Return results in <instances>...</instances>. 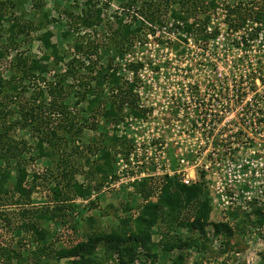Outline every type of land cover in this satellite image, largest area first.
Listing matches in <instances>:
<instances>
[{
	"label": "rangeland",
	"instance_id": "rangeland-1",
	"mask_svg": "<svg viewBox=\"0 0 264 264\" xmlns=\"http://www.w3.org/2000/svg\"><path fill=\"white\" fill-rule=\"evenodd\" d=\"M85 1L44 0V12L49 13L48 20L42 18V11L39 13L36 11L37 16L35 15L31 0L26 4L24 3V10H21L22 14L18 13V15L24 16L26 20L43 21L45 23L42 31L30 33L27 42L22 43L25 39L24 35L19 37V49L22 54L36 58L42 57L46 50L38 38L46 31H51L53 34L52 42L58 46L61 55L66 56L69 52L71 54L65 57L64 62L58 66L53 65V63L49 64L51 73L44 76L45 80L36 78L27 81L25 84L23 83V86L19 87L17 93L14 94L16 98H13V101L6 99L5 94L0 96V101H2L0 103V134L3 136L0 141V148L2 142L6 141L15 150L18 148V152H14L18 154L17 156L10 159L6 158L4 161L0 160V178L3 170L7 168L16 177V162L19 160L21 166L27 168L28 176L25 187L30 190L29 197H20L12 191L14 182L11 181L8 184L9 192L6 196L3 193L0 194V264H67L70 258H59L60 251L79 242H86L92 236L97 237L101 233H109L119 225L122 219L128 217L135 219L145 204L144 198L137 192L138 185L151 179H154L158 184L160 179L165 176L158 175L157 177L144 179L140 183L138 181L130 183L131 188L129 185L127 187L124 184L119 187L112 186L114 182L119 180L117 174L122 166L118 165L120 159L128 162L130 153H134L138 143H141V146L145 148L166 146L168 159H170L171 167L175 171L180 168L178 158L182 153L187 156L191 163L196 159L202 163L208 156L209 145L218 141V139H215L216 137L214 138L215 141H207L204 139V135L196 133L197 129L191 127L192 124L189 122L182 124L176 122L175 124V110L171 111L170 104L175 99V95L183 92L178 89L182 79L191 78V81L202 84V87L205 84L202 78L241 79L240 82H242L243 70L246 66L251 68L254 62L255 66L264 64V48L263 51L260 50L262 47L259 42L255 43L256 54L249 50L251 53L239 57L241 55L240 49L231 48L232 39L235 37L231 36L229 31L226 32L230 36L224 42L221 41L216 44L211 40L209 54L207 52L203 53L204 48H198V45L192 39L191 44H183L185 54H188V56L175 59V56H173L176 52L175 47L168 42L173 40V36H163L162 32L157 30L156 36H143L137 40L136 47L125 50V59L116 62L121 65L120 73L124 80H129L128 78L131 76L128 72L130 63L143 62L142 64H145L144 69L143 67H137L139 81L133 93L138 99L137 104L142 103L135 91L141 88L143 98L145 97V105L154 104L158 110V116L144 123L139 122V119L137 121L129 119L118 125L114 123L105 125L101 118L94 117V114L87 111V102H85V98H82V94L85 93L86 89L79 84L88 81L91 77L86 69L80 70L74 78L68 76L55 96L50 93L51 85L66 74L67 63L72 57H75L73 47L78 41L86 42L83 45L87 48L88 46L97 45V48L91 52V54L94 53L92 57L96 60L95 58L103 55L104 49L108 47L110 50L113 49L110 47L112 45V34L117 24L116 16L123 18L124 23L130 22L134 18L141 22L143 19L139 13V5L135 9H131L127 7L129 0H108L110 10L102 16V23L94 28H83L76 22ZM93 1L99 3V0ZM235 6H240L242 8L241 14H243V10L264 8V0H217L216 10L213 11L206 7L190 21L203 22L204 12L210 16L211 22L213 20L215 26L220 27L224 32L228 28L227 21L237 17V15L231 16L227 12L228 7ZM254 17V13H250V16L246 17L245 26H251ZM51 18L58 20L59 24L48 23ZM3 25L5 26V23ZM71 25H73V28L70 30L73 32L68 38H62V33ZM144 32L147 33L148 28H145ZM159 39L164 40L165 45H162L158 41ZM222 43L224 46H221ZM193 44L195 45L194 48ZM113 51L115 50L113 49ZM13 54V51H11L10 55L13 56ZM191 54L193 55L191 56ZM81 56L82 53L76 52V57ZM200 56H203L204 63L203 58H200ZM255 56L261 58L259 63ZM211 59L212 61H210ZM86 63L88 64V62ZM206 66L221 67L212 74L208 71L200 72L197 69L198 72L185 75V73H179L177 70L182 68H205L203 70H208ZM0 69L6 68L0 66ZM230 72L236 73L233 75ZM3 74L2 78L5 81L11 80L12 74L9 69ZM260 74L264 77V69H260ZM12 83H15V81L12 80ZM40 92L43 96L40 95ZM255 93L256 95L259 93V101L261 102L258 106V112L261 115L260 118L264 119V81H259L258 90ZM28 103H35L32 111L36 113L37 120L40 121H37L36 124L33 123L35 122L33 120L31 122L27 121L28 125L24 126L25 119L16 110L19 104V107L25 105L29 107ZM184 106L186 109V104ZM240 112L239 110L237 113L240 114ZM160 117L162 120H160ZM93 124H98V128L94 129ZM225 124L227 122L223 123L222 126ZM103 128L109 132L110 138L114 136L117 138V142L116 139L108 142L115 174L106 181H102L98 175L93 176L90 174L92 162L97 158L96 154L92 155L90 149L95 151L96 146L102 143ZM40 132L47 133L49 140L52 138V141L45 145L48 153L51 154L50 157L38 158L36 143L40 136H44ZM53 133L57 135V138L52 137ZM227 133L231 134L228 131ZM258 133L260 134L255 135L251 132L253 138L245 139H248L247 142H251L250 145H255L253 149L257 151V157L264 158V127ZM7 147L4 146L5 149ZM236 150V159H254V155L249 154L250 150ZM191 163L190 167L192 166ZM188 172L194 180L199 179L198 168H190ZM64 173L67 176H64ZM34 174L40 176L39 180H34ZM239 174L241 178L234 181H240V185H235V182H232V185L227 186L226 192L221 195L215 194L214 190L209 187L214 184L213 177L209 181L202 180L209 195L211 206L210 217L205 226L208 238V241L205 242L207 248L201 252L195 249L181 251L183 254H187L188 261H186V264H217V262H225V264H264V197L260 193L261 188L264 186V169L261 167L254 168L252 173L247 176H243L242 173ZM175 179L177 178L175 177ZM75 184L81 185L85 190L87 189L89 194L83 197H75V189L73 188ZM55 186H58L65 193L68 192L69 197L72 195L73 197H70L69 200L57 199L54 193ZM240 191H243L244 195L247 194L245 199ZM235 192L240 194L239 200L233 201V204L225 209L222 196H233ZM93 197L95 198L93 199ZM248 197H251V199H248ZM67 205L72 206V209L66 208L64 211L66 215L59 218L62 213L56 208ZM44 213L48 216L53 215L52 213L59 216L55 220L42 218L40 222L37 221L39 216L41 217ZM259 220L263 221L262 225L259 224ZM33 221L38 222L39 226L47 231L46 240L40 244L34 241L29 232L22 230L20 234H16L15 231L17 227H21L23 222ZM221 224L227 225L231 233L223 229L220 233H216L215 225ZM158 225L160 226L161 223ZM158 225L151 229L152 240L155 243H159L161 240ZM180 234L184 238L189 236V232L185 228L180 230ZM41 248L43 250L39 251ZM97 251L103 257L102 242ZM157 251L154 259L143 257L142 260H137L135 264H172L177 255L180 254L179 251L166 254L159 245ZM38 254H41V256L38 257ZM108 264L120 263L115 256Z\"/></svg>",
	"mask_w": 264,
	"mask_h": 264
},
{
	"label": "trees",
	"instance_id": "trees-1",
	"mask_svg": "<svg viewBox=\"0 0 264 264\" xmlns=\"http://www.w3.org/2000/svg\"><path fill=\"white\" fill-rule=\"evenodd\" d=\"M200 1L129 0L128 8L135 9L139 5L142 22L134 18L132 21L124 23L123 18L116 16L117 24L112 34V45L110 47L115 51L113 49L110 50L108 47L104 49L103 55L95 58L96 60L93 59L92 55L94 53L91 54V52L97 48V45L88 46L87 48L83 45L86 42L78 41L73 47V55L75 57H72L67 63L66 74L59 81H56L55 84L51 85V95L55 96L58 94L59 89L62 88L68 76L74 78L76 73L86 69L91 77L88 81L79 85L86 89L85 93L82 94V98H85L87 111L90 114L92 113L94 117L101 118L105 125L112 123L118 125L128 119H142L145 116V111L143 110V112L138 108V99L133 91L139 81L137 78V67H143L144 64L140 62L129 64L128 72L135 75H133L131 82L123 79L120 73L121 65L116 61L124 60L125 50L135 47L137 40L143 36L156 35L157 30H160L163 36H173V40L168 42L172 43V46L175 47V53L178 55L185 54L183 44H189V38L194 39L196 45L207 48L211 40H216L221 34L220 27L211 26V31H208L211 25V18L204 12L205 18L203 22L197 20V23L190 20L197 17V14L206 7L213 11L216 10L217 0ZM28 2L29 0H0V66L6 68L0 69V96L5 94V98L10 101L16 98L14 94L17 93L19 87L23 86V83L25 84L27 81L36 78L45 80L44 76L51 73L49 64L53 63V65L58 66L64 62L65 57L71 54L70 52L66 56L60 54L58 46L52 42L53 34L51 31L42 33L38 38L46 50L42 57L27 56L20 52L19 37L24 35L25 39L22 43H25L28 41L30 33L42 31L45 25L43 21L26 20L24 16L18 15V13L22 14L23 5ZM31 2L33 3L35 15L37 16L36 11L38 13L42 11V18L48 20L49 13L44 12V0H31ZM109 10L108 1L100 6L98 1L94 3L93 0H86L85 4H83V9L80 10L77 16L76 23L83 28H94L102 23V16ZM241 10L240 6L228 7L227 10L231 16L237 15L236 19L227 21L229 28L227 30L229 32L232 31L231 36L241 33L238 35L239 37L236 36V38L232 39L231 48H239L241 44H244L245 47H250L251 42L256 41L260 33H264V8L258 7L255 10H243V14H241ZM250 13L255 15L254 22L251 26L246 25V27V17H249ZM3 23H5V26ZM48 23L59 24L55 18H51ZM71 28H73V25L67 27V30L61 35L62 38H68L73 32L70 30ZM145 28H148L147 33L144 32ZM158 41L162 45L166 43L162 39ZM11 51H15L13 56L10 55ZM76 52L82 53V56L76 57ZM260 60L261 58L258 57L257 62L259 63ZM257 67L260 73V69H264V64H258ZM8 69L12 74V78L10 81H5L2 77L4 76L3 73H6ZM259 79L264 81L263 78L259 77ZM12 80L15 83H12ZM250 80L251 78H249L248 83H250ZM252 83L255 85L254 80ZM19 95L21 96V94ZM40 95L43 96L42 92H40ZM33 101L35 102V99ZM19 106L20 104L17 106L16 111L25 119L24 126L28 125L27 121L31 122L33 120L35 124L40 121L37 120L36 113L32 111L35 103H28L29 107L26 105L24 107ZM92 127L96 129L98 124H93ZM104 129L102 143L96 146L95 151L90 149L92 155L96 154L97 156L96 160L92 162L90 174L100 176L102 181H106L115 174L108 142L113 139H116L117 142L116 136L110 138L109 132ZM40 134L44 136H40L36 143L38 158L50 157L51 154L48 153L45 145L51 142L52 138L49 140L47 133L40 132ZM1 135L0 141L3 139ZM52 137L57 138V135L53 133ZM4 146H8L7 149ZM16 149L10 147L7 141L2 142L0 160L4 161L6 158L10 159L17 156L18 154L14 153L18 152V148ZM16 172L17 175L14 177L9 168L3 170L0 178V194L3 193L6 196L9 192L8 184L12 181L14 182L12 191L15 194L20 197H29L30 190L25 187L28 176L27 168L21 166L19 160L16 162ZM64 176H67V174L64 173ZM204 177L205 172L200 171L199 179L190 186L182 184L178 178L164 177L160 179L158 184H156L154 179L143 181L138 185L137 192L144 198L145 204L135 219L131 217L122 219L119 225L109 233H101L97 237H90L86 242H79L76 245L67 247L59 252L58 257L62 259L70 258L67 264H108L116 256L120 264H135L137 260H142L143 257L145 259H154L159 245L166 254L174 251L180 252L172 264H186V261H188L187 254H183L181 251L195 249L201 252L207 248L205 242L208 241V238L205 226L210 217L211 206L209 195L202 182ZM39 178L38 174H34L35 181L39 180ZM73 188L75 189V197H83L89 194L87 189L85 190L81 185L75 184ZM54 193L59 200L60 198L69 200L70 197H73V195L69 197L68 192H63L58 186H55ZM66 208L72 209V206L58 207L56 209L62 213L60 216L55 213L48 216V214L44 213L41 217L39 216L37 221L40 222L42 218L55 220L57 216L62 218L66 215L64 212ZM259 222V224H263V221L259 220ZM160 223L161 225L159 226L158 224ZM156 225L159 226V233L161 234L159 243H155L152 240L151 229ZM184 228L189 232L187 238L180 234V230ZM215 229L216 233H220L222 229L231 233L227 225H215ZM22 230L29 232L36 243L40 244L46 240L47 231L42 229L36 221L23 222L21 227L19 226L15 229L16 234H20ZM101 242L104 250L103 257L97 251ZM42 250L43 248L39 251ZM40 256L41 254H38V257ZM217 264H225V262H217Z\"/></svg>",
	"mask_w": 264,
	"mask_h": 264
},
{
	"label": "built area",
	"instance_id": "built-area-1",
	"mask_svg": "<svg viewBox=\"0 0 264 264\" xmlns=\"http://www.w3.org/2000/svg\"><path fill=\"white\" fill-rule=\"evenodd\" d=\"M107 1L108 0H99L98 4L102 6ZM211 26H215L213 20L208 28V31H211ZM226 31L228 30H224V32H222L221 30V34L219 35V37L216 40H213L214 43L218 44L221 41L224 42L225 40H227V37L230 34ZM231 32L232 31H230V33ZM150 36L152 35H148V37ZM232 36L236 38V36L238 35ZM188 41L190 44L192 43L191 38H189ZM256 42H259V44H261L262 48H260V50L263 51L264 33H260L259 38L256 41L251 42L250 47H245L244 44H241L239 48H236L240 49L241 51V55H239V57H241L243 54H249L251 52H254V54H256ZM210 44L208 48H204L202 46H198V48H204L203 53L207 52V54H209L208 50L210 49ZM222 44L221 46H224V44ZM194 47L195 45L193 44V48ZM249 50L252 51L250 52ZM14 52L15 51H13V53ZM223 54L225 55V53ZM192 55L193 54H191V56ZM173 56H175V59H178L184 58L188 56V54H185V56H183L174 53ZM197 56L199 55L197 54ZM200 58H203V56H200ZM257 59L258 57L256 58V60ZM202 61L204 63V58ZM210 61H212V59ZM206 67V69L208 70H203L205 68L175 69H177L179 73H185V75H188V73L192 75L198 72V70L200 72L208 71V73L212 74L219 70L218 68H220L221 66ZM144 68L145 64L143 66V69ZM243 71L244 74L242 77V82L245 84L240 82L241 79L229 80L228 78L222 79L217 77H210L202 78V80L205 82L204 87H202V84L197 83L196 81H191V78L187 77V79H182V82L180 81L181 83L178 89L179 91L183 92L179 95H175V99L171 101V104L168 103L171 105V111L173 112V110H175V124L176 122H179V124L189 122L192 124L191 127L197 129L196 133L204 135V139H206L207 141H215V139H218V141L209 145V153L205 161L203 160V162L201 163V161H198L196 159L191 163L190 160H188L187 156H184V154L182 153L178 158L180 168L174 171L171 167L170 159H168V155L166 153V146H161V148L158 146L145 148L141 146V143H138V146L135 149L134 153H130L128 162H125L123 159L119 160L118 165H122L120 167V171H118L117 174V176H119V180L114 182L112 186L119 187L120 185L124 184L125 186L129 185V187L131 188L130 183H135L136 181L140 183L144 179L157 177L158 175L174 179L176 177L182 184L190 186L196 180L190 177V173L188 171L190 170V168H198L199 172H205L204 179L209 181V179L213 177L212 179L214 181V184L209 187L211 190H214L215 194L221 195L226 192L227 186L232 185V182H235V185H240V181H234L237 180V178H241V175L239 173H242L243 176H247L249 173H252V169L254 168L261 167L262 169H264V158L257 157V151L253 149V146L255 145H250L251 142H247L248 139H245L249 137L251 139L253 138L251 132H253L255 135L260 134L258 132L262 127H264V119L260 118L261 115L258 112V106L261 102L259 101V93L257 95L255 93L258 90L260 81L259 77L263 79L264 77L259 73V69L257 66H255V62L253 66H251V68L246 66ZM129 73L131 74V76H129L128 79L132 82L134 74L131 72ZM230 73L234 75L236 72ZM249 78H251L250 83H248ZM253 80L255 81V85L252 83ZM135 91L138 93V98H140V101H142V103H138V108L142 111H145V116L142 119H139V122L144 123L149 121V119L158 116V110L156 109L154 104L145 105V97L143 98L142 89L140 88ZM248 100L250 101L247 102ZM184 104H186V109L185 106L183 107ZM173 106L175 107V109ZM238 109L241 111L240 114L237 113L239 112ZM130 120L137 121L138 119ZM160 120H162L161 117ZM225 122H227V124L222 126V124ZM227 131L231 134H228ZM236 149L240 151L245 149L250 150L251 152H249V154L254 155V159H236ZM190 163L192 164L191 167L189 166ZM212 169L215 170L213 171ZM121 172L123 173L120 174ZM240 192L243 194V198L245 199V196L247 194L244 195L243 191ZM260 193L261 196L264 197V186L263 188H261ZM239 196L240 194L238 192H235L233 196H222L224 208L227 209L230 205L233 204V201L239 200ZM94 198L95 197H93V199ZM248 199H251V197H248Z\"/></svg>",
	"mask_w": 264,
	"mask_h": 264
}]
</instances>
